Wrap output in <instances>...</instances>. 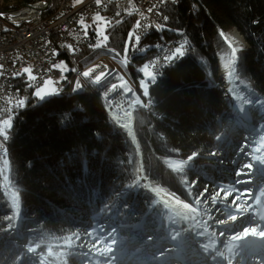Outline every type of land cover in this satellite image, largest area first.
Masks as SVG:
<instances>
[{"label":"trees","instance_id":"obj_1","mask_svg":"<svg viewBox=\"0 0 264 264\" xmlns=\"http://www.w3.org/2000/svg\"><path fill=\"white\" fill-rule=\"evenodd\" d=\"M35 1L3 0L0 9L17 10ZM161 11L162 30L138 44L132 42L135 16L129 13L108 24L104 44L97 37L95 47L73 49L71 57L60 52L59 62L66 60L70 66L76 60L88 67L110 56L114 71L99 83L86 82L70 91L64 80L62 94L41 105L30 86L31 76L20 78L27 105L11 114L8 152L0 155V161L7 162L2 171L7 186L0 178V264H115L125 252L138 264H147L150 242L165 237L169 216L145 177L159 193L167 194L160 185L170 184L187 204L197 197L186 187L192 177L205 186L206 195L221 187L234 191V182L241 187L259 182L257 176L244 178L249 173L243 165H253L254 150L242 146L249 140L239 125L222 140L232 117L218 56H231V43L238 55L237 82L264 101V0H183L178 5L167 2ZM234 28L246 46L233 38ZM181 33L186 55L166 67L161 77L154 76L145 95L142 67L148 63L151 72L155 55ZM155 43L156 48L142 53L143 47ZM117 64L129 71L133 85L121 82L124 76ZM213 152L218 159L208 157ZM190 155L198 157L185 164V180H190L183 181L182 173L167 161H184ZM255 186V192L264 193V183ZM220 195L225 198L224 192ZM233 195L215 202L211 198L216 216L236 211L229 205ZM171 241L170 236L160 246L159 256L169 253ZM224 244L231 245L228 240ZM107 247L112 251L99 255ZM248 247L239 242L236 256L232 249L226 255L235 260Z\"/></svg>","mask_w":264,"mask_h":264},{"label":"rangeland","instance_id":"obj_2","mask_svg":"<svg viewBox=\"0 0 264 264\" xmlns=\"http://www.w3.org/2000/svg\"><path fill=\"white\" fill-rule=\"evenodd\" d=\"M0 3H3V0H1ZM96 16H100L102 18L101 21H96L95 19ZM96 16L94 17L95 25L92 26V31H94L95 34L97 35L98 42L101 45V44H104L107 39L104 40L103 37L99 35V33L103 32L104 36H107L106 29L108 28V23L104 21V16L102 14L96 15ZM85 27L87 29L86 25ZM235 40L237 42H241L244 46H246L245 45L246 42H244L243 38L235 39ZM95 46L96 45L85 46L84 49L93 48ZM156 47H157V43L147 45L142 48V53H146L147 51L153 48H156ZM232 61H233V55L218 56L219 75L222 77H225V82H226L227 73H223L221 71V67L224 65L230 66ZM74 62H76V60ZM205 65H207V70H209L207 61L205 62ZM148 66L149 64L147 63L145 66L142 67L143 79L140 80L141 86L143 87L146 86V88L149 82H153L156 80L154 75L151 74V72L149 71ZM118 67L120 69V72L124 76V80H122L121 82H126L124 84H127V82H129V84L133 85V80L131 78V74L129 73V71L126 68H123L121 65ZM58 68L60 70H63L65 74L63 79L51 78L45 84H43L40 88L38 89L35 88V96H37L36 95L37 92H40L41 96L43 97L41 98V96H37L39 99V103L41 105H44L46 102L51 101L52 99L62 94L63 91H61V89L66 87L63 84L64 80L68 81L70 85V91L75 90L77 86L85 85L86 83V81L83 78L84 76L78 71L74 70L73 72L70 64L66 60L60 61ZM79 68L83 69L84 67L79 64ZM26 69L28 70L27 74L31 76V68L28 67ZM149 73L151 75H149ZM57 84H61L60 89L57 87ZM236 90H237L236 93L238 94V96L241 94L240 96L243 98V101L250 103V105L253 104L251 108H259V109L264 110V101H262L261 98L256 93H252V91L246 85L241 86L238 81ZM227 99L229 100L228 97ZM228 103L230 104V107L227 110V113H229V115L232 117V121L228 124L227 128L225 129V134L222 136V140H225L226 139L225 137L229 136L232 133V131H234V127L237 124L239 125V127H242V130L246 132V134L248 135L250 131L248 127H245V124L249 125L248 120L254 121L257 119L251 116L249 118L247 117L246 120L239 119L238 121H236V119L234 118V115L231 113V103L230 102ZM11 127H12V117L0 118V129H5L8 131ZM0 145L3 147L1 148L0 155L1 156L7 155L8 151H6V146L3 144L2 138H0ZM249 145L250 147H252L251 140H249L248 143H242L243 147L244 146L248 147ZM250 155L252 158L256 157L255 152H253ZM210 156L211 158L213 157V160H216L218 159L217 157H219L220 155L216 153L215 156L208 155V157ZM197 157L198 156L196 155H190L188 158H186V160L180 161V162L174 159H168L167 164L174 171L182 173L183 181H189L190 179L185 180V175L187 171L185 168V164H189V162L192 163L193 161H196ZM248 158L251 159L249 156ZM1 159H2V162L0 161V174L7 164L4 158H1ZM248 173L249 174L244 176V178L247 179V181H250L252 177L255 180V176H257V179L259 182H256V183L253 182L247 186H242V187L239 184H237V182L233 183L234 185H237V186H234V189L236 190L237 193H241V197H237V199L234 198L235 195L231 197L229 205L235 208L236 211L229 214L228 216L229 219L226 221L223 220L225 219V216H223L224 214L220 216L215 215V213L217 212V209H215V206L211 202L213 193L206 195L207 193L205 194L204 192L205 186L197 185L195 182L196 178L192 177V179L189 181L186 187L189 188L190 191L194 190L199 195H197V197L193 199V204H188V207L185 208L184 205L187 203L182 201L180 198H178L174 194L175 190L174 188H169L170 184L164 183L160 185L161 189L167 190V194L159 193V192L154 191V188L151 186L148 179L145 177L146 184L147 186L149 184V187H150L148 188L152 192L157 193L156 196L158 200L161 203H163L166 207H168L167 215L169 216L167 218L168 223L166 226V235H164L165 237H160L159 239H156L155 241L150 242L151 244L149 248H150L151 255L149 257L148 264H172L169 262V260L171 261L175 260L179 262L178 264H183L184 260H188L189 258H192L193 255H195V253H197L196 255L201 254L204 256V254L201 252L202 248H206L210 250L211 256L210 257L206 256L208 259L206 257L205 258L209 261L211 260V258H213V262L215 264H264V239H260L259 237H248L246 240H243V241L242 240H238V241L232 240V236L240 234L245 229H252L253 227H255L258 230L264 231V193L255 192L257 190H256V186L254 187V185L259 184V183H264V182L262 181V178H261V176H263L262 170L259 168V162L256 159H254L252 169H248ZM237 180H239V177L237 178ZM165 185H167L169 190L167 189V187H165ZM9 196L12 199L13 203L17 204V198L15 197V194L9 191ZM218 198L221 199V198H224V196L222 197L221 195L220 196L218 195L216 199ZM64 199H66V197H64ZM196 200H199L200 203L199 204L195 203ZM208 200L210 201L209 203H208ZM172 203L179 205V210L173 208ZM224 203L225 202L220 201V204H224ZM240 207H243V208H240ZM255 207H257V209H255ZM199 212H202L200 216H198L197 214ZM210 212H212V214ZM42 214L43 213L39 214L38 217H40ZM209 215L210 217H208ZM24 217L26 216H23L24 220L30 219V217H26V218ZM38 217L33 218V220H38ZM50 218L55 219L52 215L50 216ZM209 222L214 225L218 224V226H214V227L213 225L208 226L206 223H209ZM138 229L139 228H136L135 230H138ZM210 231H214L215 234L211 236ZM18 232L16 231L17 235H18ZM32 232L33 231H31V233ZM170 236L172 239V241L169 243V245L171 246V249L169 250V253L165 257H161L159 256V253L162 252L160 250V246L165 244L167 239ZM227 240L230 242L231 245L225 246L224 243ZM244 241L247 242L248 244L251 242L255 246V249L251 251V253L247 254L248 253L247 252L242 255L239 254V256L235 260L231 259L229 256L226 255V251L232 249L234 250L232 255L235 257L237 253L236 248L237 247L239 248V242L242 243ZM180 247L183 250H179ZM33 256L36 257V255H33ZM134 259H135L134 256H130L128 253L125 252L124 254L119 256L118 262H115V264H138ZM143 263H144L143 261L140 262V264H143Z\"/></svg>","mask_w":264,"mask_h":264},{"label":"built area","instance_id":"obj_3","mask_svg":"<svg viewBox=\"0 0 264 264\" xmlns=\"http://www.w3.org/2000/svg\"><path fill=\"white\" fill-rule=\"evenodd\" d=\"M167 2L174 3V0H100L99 3L97 0H59L58 3L39 0V6L0 14V118L25 109L27 99H8V92H22L17 88V81L27 74L26 68H31L30 82H35L38 88L50 78L64 76L58 68L60 52L71 57L73 49L97 45V35L92 31L96 15L102 14L104 21L111 24L117 15L134 14L133 34L138 35L159 26V20H165L161 8ZM174 56H177L176 47L169 55L155 57L150 64L151 72L161 69ZM74 61L71 69L83 76L88 72L83 77L88 83L95 80L97 70H103V63H110L111 74L114 71L110 56L83 69ZM57 87L60 89L61 84Z\"/></svg>","mask_w":264,"mask_h":264},{"label":"bare ground","instance_id":"obj_4","mask_svg":"<svg viewBox=\"0 0 264 264\" xmlns=\"http://www.w3.org/2000/svg\"><path fill=\"white\" fill-rule=\"evenodd\" d=\"M182 1L183 0H174V4H176V5L181 4ZM31 5L32 6H39V0L35 1L33 3H29V4L19 8L17 10H1L0 9V14H8V13H12V12L24 11V10L28 9ZM164 24H165V20H159V26H155L152 29H146V30L142 31L140 34H138L140 36V39H143V38L151 36V35H155L156 33L160 32ZM233 35L235 36L236 39H239L240 33L238 32V30L236 28H234V30H233ZM175 47H176L177 56H174L171 59H169L168 62H165L161 66V69H158L157 71H153L152 74L155 77H161L162 72L166 67L173 66L174 64H176L181 59L182 56L186 55L187 50L185 49V47H186L185 33H181L179 36H177L175 38V40H173L171 43L167 44V46L164 47L161 52H158L155 55V57H162L165 55H169V54H171L172 51H174ZM179 52H183V55L180 56ZM102 59L103 58H101L97 61H101ZM152 63H153V61L151 62V64ZM61 71L63 72V70H61ZM221 71L223 73H227L226 90H227V95H228L229 101L231 103V113L234 115V118L236 119V121H238L239 119H241V120L245 119L246 120L247 117L249 118L251 116H253L257 120L259 119L258 121H260L262 118H264V111H262L263 109L251 108V106L253 104L250 105V103L243 101V98L240 96L241 94L238 96V94L236 93V91H237L236 90L237 89L236 63L233 62V64H230V66L229 65L222 66ZM63 74H64V72H63ZM107 75H111L110 63H103V70H97V76H99L100 79L97 81V79L95 77V80L92 83L101 82L103 80L102 78H106ZM64 76H65V74H64ZM56 78H58V77H56ZM18 82H19V80L17 81V88H20L18 86ZM30 86L33 89H35V82H30ZM8 99H26V97L22 94V92H8ZM11 114L12 113H7L5 115V117H2V118L11 117ZM122 118L123 117H120V119H122ZM125 122H126V125H128L127 123H129V122H127L126 120H125ZM245 127H248V125L245 124ZM3 144L6 146L4 139H3ZM1 148H3V147L0 145V153H1ZM172 204H173V208L179 210V205H177L175 203H172ZM184 238H185V236H184ZM179 250H183V249L180 247ZM201 252L204 254V256L201 254L196 255L197 253H195V255H193V257L191 258V262H189L188 264H215L213 262V258H211L210 261L207 260L208 258L206 256H208V257L211 256L209 249L202 248Z\"/></svg>","mask_w":264,"mask_h":264},{"label":"snow or ice","instance_id":"obj_5","mask_svg":"<svg viewBox=\"0 0 264 264\" xmlns=\"http://www.w3.org/2000/svg\"><path fill=\"white\" fill-rule=\"evenodd\" d=\"M99 2H100V0H97V3H99ZM95 19H96V21H101L102 18H101L100 16H96ZM81 23H83V21H81ZM136 27L139 28L140 25L137 24ZM99 35L102 36L104 40L107 39V36H104V33H103V32H100ZM133 36H134V39H133L132 42L138 44V43H139V40H140V36H139V35H136V34H133ZM221 36L223 37V39L227 40V36H225L223 33H221ZM126 43H128V42L126 41ZM229 47L232 48L233 55L235 56V54H236V49H235L234 47H232L231 43H229ZM179 54H180V55H183V52H179ZM25 71L27 72L28 70L25 69ZM88 75H89L88 72H85V73H84V76L87 77ZM149 75H151V74L149 73ZM96 79H97V81H98V80L100 79V77L97 76ZM113 87H115V85H113ZM144 94H145V95L148 94V93H147V88H146V87L144 88ZM36 95H37V96H41V93H40V92H37ZM41 98H43V97L41 96ZM23 103H24V101L21 100V101H20V105L22 106ZM7 135H8L7 130H5V129H0V138L6 140V139H7ZM219 139H220V137H217V140H219ZM257 151H259V149H257ZM211 155L215 156L216 153L213 152V153H211ZM253 159L259 160V162H260L261 164H264V158L253 157ZM252 167H253L252 163H245V164L243 165V168H246V169H252ZM239 174H240L241 176L245 175L244 171H242V170L240 171ZM240 182H244V181H240ZM219 192H224V193H225V199H226L227 196H229V195H233V193H236V190H235V191H230V188H227V189H226V188L221 187L220 190H219ZM219 192H217L216 194H214V195L212 196V199H213L214 202L216 201V197L219 195ZM197 195H199V194H197ZM237 197H241V193H237V194L234 196L235 199H237ZM221 202H222V201H221ZM241 202H242V201H241ZM195 203L199 204L200 201H199V200H196ZM184 207L187 208V207H188V204H185ZM193 210H195V209H193ZM228 219H229V217H228V215L226 214L225 219H223V220L226 221V220H228ZM248 237H259L260 239H264V231H262V230H258V229H256L255 227H253L252 229H245V230H243L240 234L232 236V240H234V241L242 240V241H243V240H246ZM113 243H115V240H113ZM111 251H112V248H111V247H107V248L104 249V252L99 253V255H104L105 253H107V252H111Z\"/></svg>","mask_w":264,"mask_h":264},{"label":"water","instance_id":"obj_6","mask_svg":"<svg viewBox=\"0 0 264 264\" xmlns=\"http://www.w3.org/2000/svg\"><path fill=\"white\" fill-rule=\"evenodd\" d=\"M0 1H1V0H0ZM1 5H3V3H0V6H1ZM240 36L242 37L241 34H240ZM240 36H239V39L241 38ZM233 38H235L234 35H233ZM242 38H243V37H242ZM242 38H241V39H242ZM235 39H236V38H235ZM227 43H228V45H229V42H227ZM231 45H232V44H231ZM232 47H233V46H232ZM232 55H233V52H232ZM237 57H238V55H237V52H236L235 56L233 55V61H232V62L237 63ZM232 62H231V64H232ZM122 120L125 121L124 118H122ZM127 124H128L127 126L129 127V129L131 130V127H130L129 123H127ZM0 178L4 181V184L7 186L6 179H5V177L2 175V171H1V174H0ZM148 187H149V184H148ZM149 188H150V187H149Z\"/></svg>","mask_w":264,"mask_h":264},{"label":"crops","instance_id":"obj_7","mask_svg":"<svg viewBox=\"0 0 264 264\" xmlns=\"http://www.w3.org/2000/svg\"><path fill=\"white\" fill-rule=\"evenodd\" d=\"M83 85H79V86H77L75 89H77V88H79V87H82Z\"/></svg>","mask_w":264,"mask_h":264}]
</instances>
